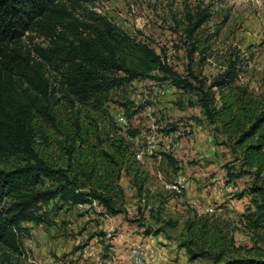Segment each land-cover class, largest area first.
I'll return each instance as SVG.
<instances>
[{
  "label": "trees",
  "instance_id": "trees-1",
  "mask_svg": "<svg viewBox=\"0 0 264 264\" xmlns=\"http://www.w3.org/2000/svg\"><path fill=\"white\" fill-rule=\"evenodd\" d=\"M85 3L0 0V264L19 261L23 225L51 226L65 207L126 213L122 177L139 191L145 180L133 143L140 131L129 125L135 111L126 108L121 127L106 105L114 90L140 78L170 81L193 94L188 105L200 109L234 155L225 167L228 180L247 179L239 196L248 203L237 224L250 245L236 244L231 221L194 214L181 247L190 260L264 264V86L251 88L247 80L252 53L245 57L232 48L216 54L197 35L207 15H187V57L211 59L219 70L210 80L192 68L182 77ZM27 34L45 46L23 50ZM176 130L169 125L167 133Z\"/></svg>",
  "mask_w": 264,
  "mask_h": 264
},
{
  "label": "rangeland",
  "instance_id": "rangeland-1",
  "mask_svg": "<svg viewBox=\"0 0 264 264\" xmlns=\"http://www.w3.org/2000/svg\"><path fill=\"white\" fill-rule=\"evenodd\" d=\"M84 7L149 45L180 76L187 77L192 68L210 80L218 74L217 64L211 59L202 63L196 56L190 62L185 50L184 17L205 14L208 20L198 37L216 54L232 48L245 57L252 53L247 80L251 88L264 86V0H87ZM38 45L45 43L35 34L20 43L30 51ZM194 99L170 81L152 78L114 90L106 105L113 121L126 117V108L136 112L129 125L140 131L133 143L145 178L141 190L122 177L123 215L111 217L96 205H83L65 207L51 226L23 225L22 254L11 264H211L207 258L190 260L181 247L185 225L194 214L231 221L236 244L249 246L237 224L248 203L239 196L247 179L228 180L225 167L234 155L200 109L188 105ZM169 125L177 130L167 133Z\"/></svg>",
  "mask_w": 264,
  "mask_h": 264
},
{
  "label": "built area",
  "instance_id": "built-area-1",
  "mask_svg": "<svg viewBox=\"0 0 264 264\" xmlns=\"http://www.w3.org/2000/svg\"><path fill=\"white\" fill-rule=\"evenodd\" d=\"M117 123L121 126V127H125L126 125H127V122H126V119H123V117H119L118 119H117ZM173 188H179V189H181V191H183V187H182V185H179V186H174ZM207 212H211V210L210 209H207Z\"/></svg>",
  "mask_w": 264,
  "mask_h": 264
},
{
  "label": "bare ground",
  "instance_id": "bare-ground-1",
  "mask_svg": "<svg viewBox=\"0 0 264 264\" xmlns=\"http://www.w3.org/2000/svg\"><path fill=\"white\" fill-rule=\"evenodd\" d=\"M124 119V118H123Z\"/></svg>",
  "mask_w": 264,
  "mask_h": 264
}]
</instances>
